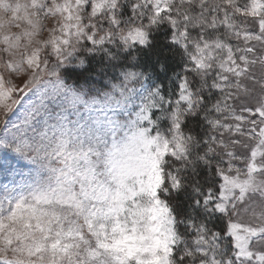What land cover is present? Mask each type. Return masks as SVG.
Returning a JSON list of instances; mask_svg holds the SVG:
<instances>
[{
    "label": "snow or ice",
    "instance_id": "1",
    "mask_svg": "<svg viewBox=\"0 0 264 264\" xmlns=\"http://www.w3.org/2000/svg\"><path fill=\"white\" fill-rule=\"evenodd\" d=\"M0 264H264V0H0Z\"/></svg>",
    "mask_w": 264,
    "mask_h": 264
}]
</instances>
